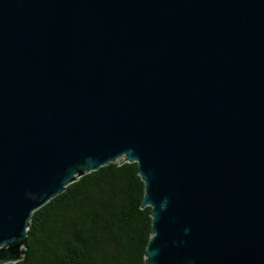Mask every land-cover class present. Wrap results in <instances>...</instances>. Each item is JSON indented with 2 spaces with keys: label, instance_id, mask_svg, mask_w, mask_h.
<instances>
[{
  "label": "water",
  "instance_id": "water-1",
  "mask_svg": "<svg viewBox=\"0 0 264 264\" xmlns=\"http://www.w3.org/2000/svg\"><path fill=\"white\" fill-rule=\"evenodd\" d=\"M120 157L143 264H264V0H0V264Z\"/></svg>",
  "mask_w": 264,
  "mask_h": 264
},
{
  "label": "trees",
  "instance_id": "trees-1",
  "mask_svg": "<svg viewBox=\"0 0 264 264\" xmlns=\"http://www.w3.org/2000/svg\"><path fill=\"white\" fill-rule=\"evenodd\" d=\"M137 163L85 173L30 217L21 259L4 264H143L150 207Z\"/></svg>",
  "mask_w": 264,
  "mask_h": 264
},
{
  "label": "rangeland",
  "instance_id": "rangeland-1",
  "mask_svg": "<svg viewBox=\"0 0 264 264\" xmlns=\"http://www.w3.org/2000/svg\"><path fill=\"white\" fill-rule=\"evenodd\" d=\"M122 158L120 157V158H118L117 160L119 161V160H121Z\"/></svg>",
  "mask_w": 264,
  "mask_h": 264
}]
</instances>
